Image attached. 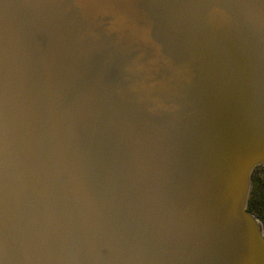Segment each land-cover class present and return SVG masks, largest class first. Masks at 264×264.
Segmentation results:
<instances>
[{"label": "water", "instance_id": "1", "mask_svg": "<svg viewBox=\"0 0 264 264\" xmlns=\"http://www.w3.org/2000/svg\"><path fill=\"white\" fill-rule=\"evenodd\" d=\"M264 0H0V264H264Z\"/></svg>", "mask_w": 264, "mask_h": 264}, {"label": "rangeland", "instance_id": "2", "mask_svg": "<svg viewBox=\"0 0 264 264\" xmlns=\"http://www.w3.org/2000/svg\"><path fill=\"white\" fill-rule=\"evenodd\" d=\"M250 190L247 209L260 221L264 232V164H259L253 169Z\"/></svg>", "mask_w": 264, "mask_h": 264}, {"label": "trees", "instance_id": "3", "mask_svg": "<svg viewBox=\"0 0 264 264\" xmlns=\"http://www.w3.org/2000/svg\"><path fill=\"white\" fill-rule=\"evenodd\" d=\"M250 194H251V190H250ZM247 206H249V198H248ZM247 208H248V207H247Z\"/></svg>", "mask_w": 264, "mask_h": 264}]
</instances>
